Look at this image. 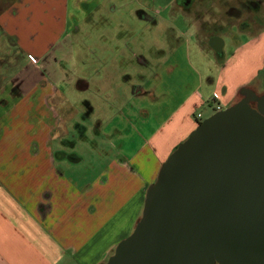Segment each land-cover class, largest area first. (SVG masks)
<instances>
[{"label": "crops", "instance_id": "crops-1", "mask_svg": "<svg viewBox=\"0 0 264 264\" xmlns=\"http://www.w3.org/2000/svg\"><path fill=\"white\" fill-rule=\"evenodd\" d=\"M200 4L204 6L202 1ZM172 6L187 16L195 30L189 9L175 0ZM68 27V0H0V30L14 47V56L19 53L25 60V65L14 68L6 83L0 85V264H104L140 218L146 189L155 181L161 164L201 121L195 119L194 112L204 103L200 91L205 77L194 70L193 84L188 83L184 99L169 107L168 116L150 133L138 135L137 149L127 153L119 148L105 171L90 182L65 178L58 163L68 168L82 162L74 152L77 140L92 131L103 137L97 124L83 126L77 118L83 109L73 107L81 101L91 109L89 103H93L77 95L76 99L67 97L90 89L87 79L81 78L90 52H73ZM237 33L231 38L233 57L245 58L257 52L264 66V22L250 32ZM238 36L246 39L241 42ZM217 39L218 50L211 47V38L206 43L213 51L207 64L215 69L218 83L217 77L226 75L231 66L223 56L224 40L220 36ZM199 42L195 40V47L204 49ZM104 53L109 52L91 55L96 58L93 68ZM9 65L15 66V62ZM100 71L92 69L90 73ZM245 71L244 81L223 92L226 109L241 99L244 90L255 94L264 90L262 71L256 74L252 67ZM124 78V70L112 78L118 84L116 100L102 97L115 87L105 89L106 84L92 83L106 110H114L107 115V120L116 121L110 128L106 126L103 135L107 138L112 134L119 139L127 137L128 118L134 112L128 107L130 97L125 96V90H132L136 99L153 96V86L143 88L132 84L130 76ZM114 104L121 113H115ZM137 112L144 117V124L151 116L141 107ZM93 115H88L90 120ZM74 133H79V139L68 141Z\"/></svg>", "mask_w": 264, "mask_h": 264}, {"label": "rangeland", "instance_id": "rangeland-1", "mask_svg": "<svg viewBox=\"0 0 264 264\" xmlns=\"http://www.w3.org/2000/svg\"><path fill=\"white\" fill-rule=\"evenodd\" d=\"M173 2L174 0H68V31L72 50L73 52H90L85 58L87 67L84 68V76L79 75L81 78L87 79L90 89L67 97L76 99L75 95H77L76 97H84L82 99L93 103H89L93 111L88 108V104L81 103V101L73 107L80 111L83 109L77 117L79 122L85 127L88 124L93 123V127L97 124L103 137L96 136L93 131L81 139H79V133H74L76 134L75 138H73L74 134L73 136L70 134V137L67 138L68 141L73 142L79 139L74 152L82 158V162L70 164L68 168L66 165L63 164V167L62 163H58V169L65 178L81 183L90 182L102 171H105V167L119 148H124L127 153L137 149L140 144L138 135L150 133L161 119L168 116V108L176 107L184 99L189 91L188 83L193 84L191 79L194 70L202 72L205 77L204 83H202L203 88L200 91L204 103H201L198 111L194 112L195 116L197 112L202 114L201 121L205 120V116L215 113L212 110L215 106L221 104L223 109H226L222 100L223 92L246 79L245 69L247 67H252L253 71L256 70V74L262 71L260 75L262 81L264 80V66L260 63V56L257 52L245 58L233 57L234 45L231 38L233 34H238L232 26L233 20L214 24L213 21L207 20L206 17L209 15L206 14L204 6L197 2L187 10L194 18L196 24L194 30L193 25L188 23L187 16L182 14L177 7L173 8ZM225 10L226 8H223L218 14ZM217 36L224 40L223 56L227 59L228 66H231L226 75L222 74L219 79L217 77L218 83L215 69L207 64L209 58L213 56V51L206 43V39ZM238 38L241 42L246 39L244 36H238ZM196 39L200 41L199 43L204 49L198 50L195 47ZM7 42L10 47L7 46ZM91 52L109 53L108 55L104 53V56L99 58L100 62L95 63L93 68L92 60L95 61L96 58L91 56L93 54ZM112 52L114 58H111ZM199 52H203V54ZM15 54L14 47L0 30L1 86L6 83L5 81L8 80L14 68L25 65L22 56L18 53L15 57ZM228 58L231 59L228 60ZM195 59L198 60V63ZM11 61L15 62V66L10 67ZM234 64H237V68H233ZM92 69L101 71L94 75L90 73ZM123 70L126 71L124 79L126 80L130 76L132 84L143 88L153 86V96L147 95L136 99L131 94L132 90H125V96L130 97L128 107L131 112H134L133 116L128 118L130 128L125 132L127 137L119 139L115 136L116 134H112L107 138L103 135L106 126L109 125L110 128L112 124L116 123L111 118L107 120V115H112L114 110L113 108L106 110L103 101L97 98L100 95L95 93L92 83L97 81L100 86L106 84L105 89L109 87L114 89L115 87L111 93L110 90L105 91L102 97L104 99L114 97L116 100L118 84L113 83L112 78L119 77V73ZM253 74L255 75L254 72ZM184 79L187 80L184 82ZM183 82L184 84H182ZM212 84L216 86L215 93H212ZM263 93L264 90L258 95ZM97 99L99 100L97 101ZM250 106L255 108V104H250ZM140 107L147 110L149 116L151 114L145 124L144 117L137 114ZM114 108L115 113H121L117 104H114ZM93 112V120H90L88 115ZM192 115L190 116L191 120ZM131 232L132 228L126 237Z\"/></svg>", "mask_w": 264, "mask_h": 264}, {"label": "water", "instance_id": "water-1", "mask_svg": "<svg viewBox=\"0 0 264 264\" xmlns=\"http://www.w3.org/2000/svg\"><path fill=\"white\" fill-rule=\"evenodd\" d=\"M243 92L161 164L104 264H264V93Z\"/></svg>", "mask_w": 264, "mask_h": 264}, {"label": "flooded vegetation", "instance_id": "flooded-vegetation-1", "mask_svg": "<svg viewBox=\"0 0 264 264\" xmlns=\"http://www.w3.org/2000/svg\"><path fill=\"white\" fill-rule=\"evenodd\" d=\"M201 1L204 3L206 14L209 15L207 20L213 21L214 24L233 20L232 26L237 32H250L253 27L261 26L264 22V0H175V3L190 9ZM223 8L226 10L218 14ZM219 44L217 37L211 38L210 45L213 49L218 50ZM247 97L246 92H242L241 99Z\"/></svg>", "mask_w": 264, "mask_h": 264}, {"label": "built area", "instance_id": "built-area-1", "mask_svg": "<svg viewBox=\"0 0 264 264\" xmlns=\"http://www.w3.org/2000/svg\"><path fill=\"white\" fill-rule=\"evenodd\" d=\"M29 60H30L32 63H36V60H35L34 58H32L31 56H29ZM214 111H215V112H219V111H221V107H220V106H216V107L214 108ZM195 119H196L197 121H200V120H201V115H200V114H196Z\"/></svg>", "mask_w": 264, "mask_h": 264}, {"label": "trees", "instance_id": "trees-1", "mask_svg": "<svg viewBox=\"0 0 264 264\" xmlns=\"http://www.w3.org/2000/svg\"><path fill=\"white\" fill-rule=\"evenodd\" d=\"M200 122L197 123V125L199 124Z\"/></svg>", "mask_w": 264, "mask_h": 264}]
</instances>
